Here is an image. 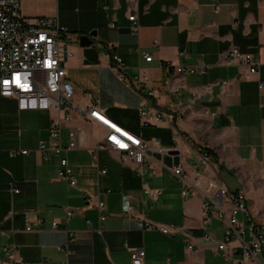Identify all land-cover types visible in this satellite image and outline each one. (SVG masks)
<instances>
[{
    "label": "crops",
    "instance_id": "crops-1",
    "mask_svg": "<svg viewBox=\"0 0 264 264\" xmlns=\"http://www.w3.org/2000/svg\"><path fill=\"white\" fill-rule=\"evenodd\" d=\"M22 6L30 21L57 17L68 28L62 48L72 52L66 65L76 102L91 104L84 96L89 92L124 129L178 151L180 163L174 166L197 186L183 195L184 181L153 163L160 151L135 164L100 149L94 164L106 129L78 113L62 135L65 146L72 138L77 144L63 154L77 185L62 181L59 158L46 161L38 149L50 143L55 113L21 111L16 99L0 95V264L12 257L24 264H131L139 249L146 251L145 264H227L203 238L211 233L221 241L225 228L216 217L205 224L203 190L213 180L243 192L253 219L264 225V0H22ZM83 35H91L93 44L82 45ZM110 46L131 74L149 75L140 91L110 68ZM235 47L260 58L251 80L239 78L249 70L246 64L228 61ZM145 54L153 60L147 62ZM179 66L185 70L178 72ZM20 149L30 152L10 156ZM147 190L160 194L154 199ZM99 202L105 204L102 211ZM147 221L174 223L184 231L166 235L146 229ZM65 246L69 252L60 250ZM13 247V253L7 251ZM244 264H264V252Z\"/></svg>",
    "mask_w": 264,
    "mask_h": 264
},
{
    "label": "built area",
    "instance_id": "built-area-1",
    "mask_svg": "<svg viewBox=\"0 0 264 264\" xmlns=\"http://www.w3.org/2000/svg\"><path fill=\"white\" fill-rule=\"evenodd\" d=\"M133 21V31H138L137 16H130ZM114 26V25H113ZM69 30L62 25L57 17H39L28 20L23 14L22 0H0V95L14 98L19 110H41L55 113L50 124V143L41 142L38 149L43 159L51 161L52 157L59 158L61 170L59 179L77 185V178L69 159L63 155L77 144L75 138L69 146L63 143V130L73 115L78 113L87 121L102 125L106 129L105 137L94 150V164H98V151L108 149L119 152L122 160H132L135 164H143L145 156L150 151H160L162 159L154 157V162L167 167L185 183L183 195L190 194L189 188L197 186L193 184L191 177L178 166H168L164 157L173 148L165 147L159 141L145 139L124 129L118 123L110 119L98 103L92 100L89 92L84 96L91 101L88 106L80 105L75 100L76 86L67 77L66 58L72 56V52L63 51L62 45L68 36ZM157 43V42H156ZM112 63L109 65L117 78L134 88L137 92L142 89L141 82H148L149 75L135 76L129 71V66L123 58L110 46ZM229 63L233 65L246 64L249 70L241 73L239 78L251 80L258 72L260 58L258 55L243 52L235 47L228 52ZM147 62L153 60V56L144 55ZM178 72H183V66L178 67ZM191 72L195 69L190 68ZM224 82L223 85H227ZM264 84H260L263 88ZM145 123L147 112L142 110ZM160 115L157 117L159 120ZM30 150H11V157L19 154H29ZM212 155L204 152V159L209 160ZM153 168V164L150 165ZM106 169L101 170L105 174ZM14 187V186H13ZM15 189V188H14ZM19 192L18 189L14 190ZM151 197L157 199L160 190H147ZM206 200L203 204V218L205 224H210L214 217L225 223L224 237L216 241L211 233L203 238L205 242L213 244L217 254H224L227 264H244L247 260L256 259L264 252V225L253 219L243 192L230 191L225 186L219 185L213 180H208L203 190ZM99 209L105 207L104 202H99ZM73 215V212H68ZM242 217V218H241ZM102 221L106 216H101ZM54 228H58V222H54ZM145 228L156 230L163 234L174 236L184 231L174 223L145 222ZM27 230H32L28 227ZM186 236L188 233L184 232ZM234 240L238 244L233 245ZM61 251L69 252L68 247H60ZM13 253L15 247L7 249ZM240 259L234 256L239 253ZM131 264H145L146 251L144 249L133 250ZM9 264H24L11 258ZM54 264H70L69 261L55 262Z\"/></svg>",
    "mask_w": 264,
    "mask_h": 264
},
{
    "label": "water",
    "instance_id": "water-1",
    "mask_svg": "<svg viewBox=\"0 0 264 264\" xmlns=\"http://www.w3.org/2000/svg\"><path fill=\"white\" fill-rule=\"evenodd\" d=\"M91 35H96V32L91 33ZM91 35H83L80 36V42L84 46H89L93 44V40L91 38ZM180 153L178 151L172 150L168 155L164 157L165 163L168 166L178 165L180 163ZM158 159H162V154L158 153L156 154Z\"/></svg>",
    "mask_w": 264,
    "mask_h": 264
},
{
    "label": "trees",
    "instance_id": "trees-1",
    "mask_svg": "<svg viewBox=\"0 0 264 264\" xmlns=\"http://www.w3.org/2000/svg\"><path fill=\"white\" fill-rule=\"evenodd\" d=\"M209 152V151H208ZM211 154V152H209Z\"/></svg>",
    "mask_w": 264,
    "mask_h": 264
},
{
    "label": "rangeland",
    "instance_id": "rangeland-1",
    "mask_svg": "<svg viewBox=\"0 0 264 264\" xmlns=\"http://www.w3.org/2000/svg\"><path fill=\"white\" fill-rule=\"evenodd\" d=\"M64 51V50H63ZM65 52V51H64Z\"/></svg>",
    "mask_w": 264,
    "mask_h": 264
}]
</instances>
